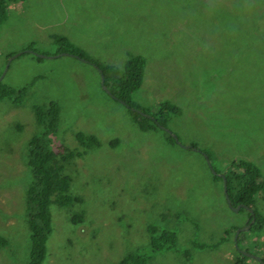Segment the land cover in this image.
I'll return each mask as SVG.
<instances>
[{"label": "rangeland", "instance_id": "374dc122", "mask_svg": "<svg viewBox=\"0 0 264 264\" xmlns=\"http://www.w3.org/2000/svg\"><path fill=\"white\" fill-rule=\"evenodd\" d=\"M55 36L115 68L143 55L133 101L150 114L167 100L182 112L165 130L142 131L94 64L63 54L38 58L58 55ZM18 52L3 83L26 87L25 101L0 100V264L29 259L28 144L39 132L33 106L52 101L61 110L52 146L84 152L64 162L70 193L82 201L51 204L42 264H118L131 251L146 254L148 264H234L237 249L263 258L264 225L235 243L231 229L246 227L248 209L228 205L214 174L245 159L264 178V0H14L0 24V75ZM80 131L100 144L83 147ZM255 201L264 218V196ZM75 214L84 219L74 222ZM151 224L176 231V244L153 251ZM247 264L262 263L249 257Z\"/></svg>", "mask_w": 264, "mask_h": 264}, {"label": "trees", "instance_id": "16d2710c", "mask_svg": "<svg viewBox=\"0 0 264 264\" xmlns=\"http://www.w3.org/2000/svg\"><path fill=\"white\" fill-rule=\"evenodd\" d=\"M12 1L14 0H0V24L6 19ZM55 43L58 45L57 53H72L82 60L91 62L102 71L104 83L109 90L108 94L118 101H125L129 105L127 108L142 131L164 129V127L168 126L172 115L182 112L178 105L167 100L158 105L157 112L150 114L147 109L142 108L133 101V94L141 87L144 80L146 59L143 55H131L126 60L123 68H115L92 58L64 36H55ZM38 58L41 59L39 56ZM25 94L26 87L15 89L10 85L4 84L3 80L0 82V100L10 98L16 105H20L25 101ZM131 107L137 110H133ZM33 111L39 132L31 137L28 144V165L32 175V182L27 189L26 198L27 219L31 231V248L29 259L25 264H42L47 256V239L53 231L51 204L57 203L60 206H67L72 202L82 201L81 197L70 193L71 177L64 172V162L75 156L80 157L84 152L68 151L62 146L56 148L52 146L51 141L57 133L61 112L58 103L52 101L46 105H34ZM168 136L171 141H175V138L170 133ZM76 138L80 145L85 148L100 144L99 139L94 134H86L80 131L76 134ZM111 144L114 145L115 142H111ZM216 170L218 172L214 174L216 180L223 181V177L220 174H224L231 204L237 206L244 203L248 206L246 208L248 209L249 218L247 223L255 218L249 231L261 229L264 225V218L255 205L256 195L261 193L264 196V178L262 177L260 166L252 161L239 159L231 160L229 167H226L225 171ZM226 202L230 205L227 198ZM83 219L82 214H75L72 218L74 222L82 221ZM236 229L237 227H234L231 230L235 233ZM148 230L151 234L150 244L153 251L172 248L177 242L178 233L174 230L160 229L155 224H151ZM230 234V231L226 230V235L221 240L225 241ZM241 234L243 232L239 233L237 239L240 238ZM5 244V239L0 236V245ZM193 244L199 249L216 248L217 246V243L194 242ZM237 252L238 255L234 264H247L249 257L239 249H237ZM187 253L189 255V252ZM148 259L146 254L131 251L118 264H148Z\"/></svg>", "mask_w": 264, "mask_h": 264}, {"label": "water", "instance_id": "95a60500", "mask_svg": "<svg viewBox=\"0 0 264 264\" xmlns=\"http://www.w3.org/2000/svg\"><path fill=\"white\" fill-rule=\"evenodd\" d=\"M25 51H28V52H34L33 50H30V49H25ZM35 53H36V52H35ZM19 54H20V53L18 52V53L14 54V55H11V56L9 57V59H8L7 62H6V65H5V69L3 70V72H2L1 75H0V82L3 80L5 74H6L7 70H8L11 60H12L14 57H16L17 55H19ZM36 54H37V56H39V57L59 56V55H62V54H63V55H71V56H74V54L69 53V52H61V53H58V55H57V54H56V55H46V54H40V53H36ZM101 84H102V86L104 87V89H105L107 92H109L108 88L106 87V85H105V83H104V75H103L102 71H101ZM120 102L123 103L124 105H126L127 107H129V105H128L125 101L121 100ZM131 108H132L133 110H137V109L134 108V107H131ZM138 111H140V110H138ZM140 112H142V111H140ZM172 136L177 140V137H176L175 134H172ZM206 158H207V161H208L209 165L212 167L211 162H210V159L208 158V156H206ZM212 171L215 172L214 168H212ZM220 175H221V177H223V190H224V192H225V196H226V198L228 199V202L230 203L231 207L234 208L235 210H239L241 207L248 208V206H247L246 204H244V203L238 204L237 206H233V205L231 204V200H230V198L228 197V193H227V183H226V179H225V177H224V174H220ZM249 210H250L251 212H253L252 209H249ZM253 222H254V219H253L249 224H247L246 227H241V228H239V229H236V232H235V238H234L236 244H237V237H238L239 233L242 232V231H244V230H249V229H250V226H251V224H252ZM241 252H242L243 254L249 256V257H252V258H254V259H256V260H259L262 264H264V260H263V258H262L261 255L252 254V253H250V252H248V251H246V250H244V251L241 250Z\"/></svg>", "mask_w": 264, "mask_h": 264}, {"label": "flooded vegetation", "instance_id": "af4514ba", "mask_svg": "<svg viewBox=\"0 0 264 264\" xmlns=\"http://www.w3.org/2000/svg\"><path fill=\"white\" fill-rule=\"evenodd\" d=\"M249 209H250V208H249ZM253 219L255 220V218H253ZM253 219H252V220H253ZM248 220H249V218H248ZM252 220H251V221H252ZM251 221H250V222H251ZM250 222H249V223H250ZM249 223H247V224H249ZM251 225H252V224H251Z\"/></svg>", "mask_w": 264, "mask_h": 264}]
</instances>
